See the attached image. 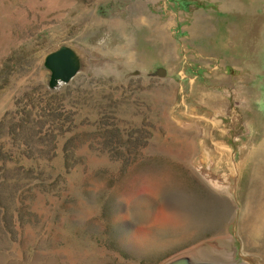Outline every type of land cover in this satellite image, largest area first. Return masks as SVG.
I'll list each match as a JSON object with an SVG mask.
<instances>
[{"label":"rangeland","instance_id":"obj_1","mask_svg":"<svg viewBox=\"0 0 264 264\" xmlns=\"http://www.w3.org/2000/svg\"><path fill=\"white\" fill-rule=\"evenodd\" d=\"M177 260L264 264V0H0V264Z\"/></svg>","mask_w":264,"mask_h":264},{"label":"water","instance_id":"obj_2","mask_svg":"<svg viewBox=\"0 0 264 264\" xmlns=\"http://www.w3.org/2000/svg\"><path fill=\"white\" fill-rule=\"evenodd\" d=\"M47 65L52 69L57 84L61 85L72 80L78 70V61L71 49L61 47L51 52L46 58ZM170 264H212V263H188L177 260ZM239 264V263H236Z\"/></svg>","mask_w":264,"mask_h":264},{"label":"bare ground","instance_id":"obj_3","mask_svg":"<svg viewBox=\"0 0 264 264\" xmlns=\"http://www.w3.org/2000/svg\"><path fill=\"white\" fill-rule=\"evenodd\" d=\"M261 211V210H260ZM262 217V216H261Z\"/></svg>","mask_w":264,"mask_h":264}]
</instances>
